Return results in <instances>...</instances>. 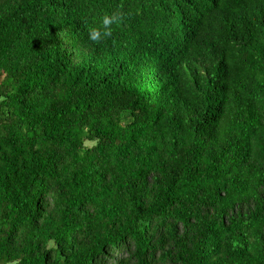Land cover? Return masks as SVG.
I'll return each instance as SVG.
<instances>
[{
    "label": "trees",
    "instance_id": "16d2710c",
    "mask_svg": "<svg viewBox=\"0 0 264 264\" xmlns=\"http://www.w3.org/2000/svg\"><path fill=\"white\" fill-rule=\"evenodd\" d=\"M0 264H264V0H0Z\"/></svg>",
    "mask_w": 264,
    "mask_h": 264
},
{
    "label": "clouds",
    "instance_id": "9594fccd",
    "mask_svg": "<svg viewBox=\"0 0 264 264\" xmlns=\"http://www.w3.org/2000/svg\"><path fill=\"white\" fill-rule=\"evenodd\" d=\"M119 20L120 16L116 13L105 15L99 27H90L88 29L89 40L94 43H100L104 39L110 38L112 36V25L118 23Z\"/></svg>",
    "mask_w": 264,
    "mask_h": 264
}]
</instances>
